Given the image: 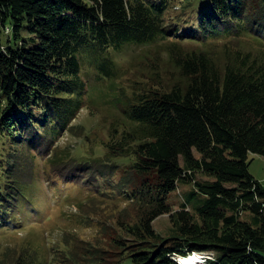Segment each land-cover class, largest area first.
Listing matches in <instances>:
<instances>
[{"label":"trees","instance_id":"1","mask_svg":"<svg viewBox=\"0 0 264 264\" xmlns=\"http://www.w3.org/2000/svg\"><path fill=\"white\" fill-rule=\"evenodd\" d=\"M174 6L180 12L170 18ZM237 38L261 46L230 48L224 58L196 48L173 56L183 80L134 93L122 108L124 132L111 130L104 157L67 164L114 202L106 219L87 215L98 238L122 233L105 249L66 233L53 264H179L176 254L194 251H212L204 264H264V184L249 170L250 154L264 157V0H0V229L33 196L37 155L84 108L85 59L111 76L112 54L126 46L171 40L176 53ZM116 158L132 159L121 180ZM180 182L192 189L174 210L169 195ZM125 202L135 217L118 208ZM167 213L174 232L166 238L153 223ZM8 249L0 264L37 259Z\"/></svg>","mask_w":264,"mask_h":264},{"label":"rangeland","instance_id":"2","mask_svg":"<svg viewBox=\"0 0 264 264\" xmlns=\"http://www.w3.org/2000/svg\"><path fill=\"white\" fill-rule=\"evenodd\" d=\"M179 12L180 6H174L169 11V17H174ZM170 42L171 40L162 41L146 47L126 46L113 52L115 65L111 76L100 77L94 60L83 61V78L88 84L86 104L70 127L60 132L50 150L37 155L34 183L30 185L34 191L33 196L30 195L25 205L21 206L16 222H10L5 229H0V262L7 256L8 248H13L16 250L14 258L35 254L37 259L33 264H53L55 253L58 249H63L66 233L72 237L80 236L91 241L92 245L104 249L115 248L116 242L111 238L122 233V230L98 238L95 222L87 219L88 213L95 221L106 219L105 212L113 209L114 202L103 201L94 189V184L83 183L87 175L79 177V169L67 167V164L74 158L80 163V159L85 157H104L106 149L102 144L108 140L111 130L117 127L119 131L116 134L124 132L121 127L124 121L122 108L134 93L150 87L169 89L183 80L173 56L182 57L188 50L196 48L209 51L217 58H224L230 48L247 50L261 46L252 39L237 38L233 41L186 43L181 45L180 51L171 53ZM1 147L0 144V151ZM131 160L116 158L112 161L118 166L117 180L129 176L125 169ZM249 160L251 174L264 184V157L250 154ZM51 174L53 177L49 176ZM56 174L57 177H54ZM66 175L70 177L61 178ZM200 177L198 174L196 178ZM52 178H60V185L52 184ZM2 181L0 168V185ZM191 189V183L180 182L178 188L171 192L169 203L174 210L181 208ZM98 192L103 193L105 190L99 189ZM118 208L121 211L127 209L129 214L134 213V217L137 214V209L130 202L120 203ZM153 226L163 237L173 235V222L168 213L159 216ZM123 240L131 239L124 235Z\"/></svg>","mask_w":264,"mask_h":264},{"label":"bare ground","instance_id":"3","mask_svg":"<svg viewBox=\"0 0 264 264\" xmlns=\"http://www.w3.org/2000/svg\"><path fill=\"white\" fill-rule=\"evenodd\" d=\"M12 195L14 196V193ZM174 258L179 264H204L206 263L207 258H210V256L209 254H205L203 252L196 253L194 251L193 253L187 254L186 256H180L176 254Z\"/></svg>","mask_w":264,"mask_h":264}]
</instances>
